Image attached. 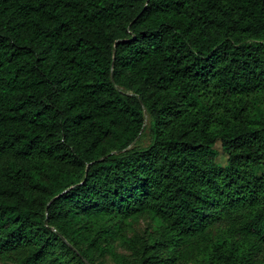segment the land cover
Returning <instances> with one entry per match:
<instances>
[{"label":"trees","instance_id":"16d2710c","mask_svg":"<svg viewBox=\"0 0 264 264\" xmlns=\"http://www.w3.org/2000/svg\"><path fill=\"white\" fill-rule=\"evenodd\" d=\"M107 256L264 264V0H0V264Z\"/></svg>","mask_w":264,"mask_h":264},{"label":"rangeland","instance_id":"374dc122","mask_svg":"<svg viewBox=\"0 0 264 264\" xmlns=\"http://www.w3.org/2000/svg\"><path fill=\"white\" fill-rule=\"evenodd\" d=\"M152 141V131L150 119L147 115L144 134L138 139V146L140 148H146ZM216 152L218 153L217 162L220 166H225L227 163V157L222 153L221 144L216 146ZM124 227V235L127 239L133 241V243H124L120 240H115L112 243V247L122 255L135 256L133 244L135 242H145L151 235H157L160 228L158 223L148 214L141 216L136 220H128ZM217 228H214L213 233H217ZM219 232V231H218ZM98 264H116L111 256H107L100 259Z\"/></svg>","mask_w":264,"mask_h":264},{"label":"water","instance_id":"95a60500","mask_svg":"<svg viewBox=\"0 0 264 264\" xmlns=\"http://www.w3.org/2000/svg\"><path fill=\"white\" fill-rule=\"evenodd\" d=\"M145 116H146V118H147V113H146V112H145ZM139 138H140V136L138 137V139H139ZM134 144H135V143H134ZM134 144H133V145H134Z\"/></svg>","mask_w":264,"mask_h":264}]
</instances>
